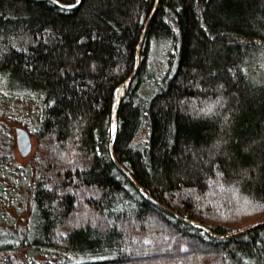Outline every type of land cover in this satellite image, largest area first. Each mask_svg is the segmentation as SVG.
Wrapping results in <instances>:
<instances>
[{
    "label": "trees",
    "instance_id": "obj_1",
    "mask_svg": "<svg viewBox=\"0 0 264 264\" xmlns=\"http://www.w3.org/2000/svg\"><path fill=\"white\" fill-rule=\"evenodd\" d=\"M262 60L264 0H0V117L37 140L0 264H264Z\"/></svg>",
    "mask_w": 264,
    "mask_h": 264
},
{
    "label": "rangeland",
    "instance_id": "obj_2",
    "mask_svg": "<svg viewBox=\"0 0 264 264\" xmlns=\"http://www.w3.org/2000/svg\"><path fill=\"white\" fill-rule=\"evenodd\" d=\"M260 68H264L263 62ZM0 119L2 121L0 122V154L5 153L9 157L7 160L9 161V163L7 164V168L0 171V193L3 191V189L4 191H9L10 197L14 199V190H12L11 187L13 186V183H17V181L21 185L24 183L23 179H25L26 176V171L24 169H26V167L28 166V162L32 157L35 149L37 148V140L36 137L32 135L33 150L27 157H23L19 151L16 141V127L23 126L25 128H28L30 117H23V119H21L20 117H0ZM22 190L23 189L21 188V186H19L17 190L19 196H15V200L17 201L16 205H18L17 207L14 208L11 204L10 206L8 205L6 209V207L1 208L2 206L0 205V209H5L6 211L11 212L13 215L23 214L24 212H22V210L19 208L21 206L20 200L22 199H20V194ZM0 198H2L1 195Z\"/></svg>",
    "mask_w": 264,
    "mask_h": 264
},
{
    "label": "water",
    "instance_id": "obj_3",
    "mask_svg": "<svg viewBox=\"0 0 264 264\" xmlns=\"http://www.w3.org/2000/svg\"><path fill=\"white\" fill-rule=\"evenodd\" d=\"M142 40H143V36L141 38V42H142ZM133 76H134V74L131 76L130 79H132ZM122 87L123 86L121 85L118 89L117 99H116L115 107H114V124H113V130H112V145H113V142L115 139V133H116V127H117V110H118V107H119V104H120V101L122 98V93H121ZM16 141H17V145H18V148H19L21 155L23 157H27L33 150V140H32V134L30 133V131L23 126L16 127ZM132 179H133V182L136 184V186L141 191H144L142 189V187L138 184V182H136L134 180V178H132ZM147 197L152 200L151 196L147 195ZM186 220L190 221L191 223H193V224H195L201 228L207 229L205 226H203L199 222H196L195 220H192V219H186ZM260 224H264V222H262ZM246 230L247 229L243 230L242 232H244ZM226 236H228V235H226Z\"/></svg>",
    "mask_w": 264,
    "mask_h": 264
}]
</instances>
